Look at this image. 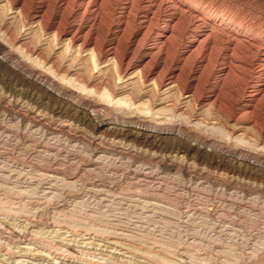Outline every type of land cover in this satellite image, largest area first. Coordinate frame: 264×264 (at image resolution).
I'll list each match as a JSON object with an SVG mask.
<instances>
[{
    "label": "rangeland",
    "instance_id": "rangeland-1",
    "mask_svg": "<svg viewBox=\"0 0 264 264\" xmlns=\"http://www.w3.org/2000/svg\"><path fill=\"white\" fill-rule=\"evenodd\" d=\"M116 1L75 15L69 0H0V264H264V99L246 118L234 81L210 89L190 64L181 81L196 97L145 84L139 73L122 78L117 61L95 49L118 45L119 56L144 59L133 24L122 39L110 37ZM171 1L181 24L194 7L264 44V0ZM75 32L82 39L71 43ZM162 58L147 59L155 76L179 65ZM57 92L81 110L94 105L98 122L158 130V147L100 137L71 118L63 122L74 133L61 132ZM170 129L193 151L165 140Z\"/></svg>",
    "mask_w": 264,
    "mask_h": 264
},
{
    "label": "bare ground",
    "instance_id": "bare-ground-1",
    "mask_svg": "<svg viewBox=\"0 0 264 264\" xmlns=\"http://www.w3.org/2000/svg\"><path fill=\"white\" fill-rule=\"evenodd\" d=\"M65 1L63 0V2H65ZM105 1L106 0H69L71 5L76 4L78 6V10H80V11H76L75 15H78L79 13H81L82 8H85L84 12L86 13V11H87V13L89 15L92 13H100L103 11V9L106 8L104 6ZM63 2H62V4H63ZM172 2L173 1H171V0H117L116 4H115V6H116L115 8L117 9V15H114L115 12L114 13L110 12L109 15L111 16L110 18H112L113 22L116 20V23H118L116 25L118 27L116 26L115 30L114 31L112 30L113 32L110 34V37L116 38V37H119L121 35H124V33L126 32L128 27L133 24V27L136 28L137 33L139 35H142L141 37H143V38L140 37L139 41L140 42L142 41V42L141 43L138 42L135 49L137 50L136 52L142 54L141 58L143 57L144 59L137 62L135 60V57H134L135 55H133L129 58H124V57H122L123 55L119 56L118 54H120V53H118V52L120 50L118 51V49H120V48L118 47V45L117 46L114 45V46L118 47V49H116V47L112 46V47L106 48V50L102 51V48H100V46H99L100 43H98V41H96L97 39L95 41L99 45L97 46V48L94 45L96 51L98 52V54H96V55L102 56V58H104V59H109V61H110V59L116 60L117 64H118L117 67H119L120 76L122 78L130 77L131 75H135L136 73H139L143 79V83H145V84L146 83L148 84V82H150V81L151 82L154 81L159 89L160 88H164V89L166 88V90L175 89V91H176V89H179L181 94H183V95L186 94L187 97H192V96L196 97L197 93H195V91H196L195 89H197V88L194 89L195 91L194 90L193 91L192 90H186L185 86L183 85V83L181 81L182 76H184V75H182L183 69L186 68L188 64H190L191 66L188 69L189 72L192 70H195V72L200 73V75L202 76L201 78H203V76H204L205 80H204L203 85H205V87L210 86V89L211 88L213 90L219 89V91H220V89L224 88V86L226 87V85L223 86V84L225 81H227V79H231L232 81H234V89H236V92L234 95H235L236 99L242 100L241 103H243V106L241 109H243V111L245 113L243 115L246 116V114L251 115V114L255 113V110H256L257 106L259 105L258 103H260V101H262L264 99V44L262 42H259L261 40H258L259 37L257 38L258 33H254V32L250 33L249 32L247 35H242V34L236 35L233 33V30H231V29L229 30V28L224 26L225 25L224 22L227 20L228 17L225 18V17L221 16V17H218V19L216 18L217 20L215 22L214 21L211 22V20L209 21L207 18L201 16L199 13V10H197L194 7L192 9H189V11L187 12L189 17H188V19L187 18L185 19L186 20L185 25L181 24V22L183 23V21H182L183 18L181 17V15H183V14H180L179 18L175 17V15L172 13V11H174L177 7ZM70 4H68V5H70ZM135 5H137L136 6L137 8H135ZM200 5H202V4L200 3ZM115 8H113V9H115ZM204 11L208 12L209 10H208V8H205ZM177 12H178V9H177ZM102 13H104V12H102ZM184 14H186V13H184ZM185 16H187V15H185ZM181 25L184 26L183 31L182 30L180 31ZM178 27H180V29H178ZM252 29L253 28H251V30ZM255 30H257V29H255ZM81 32H75L70 37V42L71 43L79 42L80 39H82L80 36ZM88 32L86 31L85 33H88ZM106 34H107V32H106ZM58 35H59V33H58ZM86 35L89 36L88 34H86ZM125 36H126V34H125ZM150 37H151V39H150L151 43L149 44L148 47L145 46L147 48H144V44H145L144 41ZM183 37H185L184 39L186 40V42H185V45L181 49H179V47H178L179 43L177 41L179 39L182 40ZM87 39H89V38H87ZM106 39H107V37H106ZM119 39H122V38L119 37ZM84 40L81 41L82 43L80 45V48H82V50L87 48V46H88L87 45L88 41H84ZM116 40H117V38H116ZM113 42H115V41H113ZM101 46H102V44H101ZM103 49H105V48H103ZM160 54H161V56L164 55L165 59L162 58L163 60L168 59V60H170L169 61L170 64H173V62H177L179 65L177 68L173 65L175 68L172 67L173 68L172 69V68H170L171 66L170 67H168L167 65L165 66L164 65L165 61H163L164 66H162V70H160V73L158 72V75L156 74V76H155L157 69H154L151 71V70H148L147 68L151 64V62L153 61L152 60L153 57L155 60V57H158ZM148 57L152 58L151 61L147 60ZM196 60L198 61L197 63L199 65H197V67H195V69H194V67H192V64L194 61L196 62ZM103 61H105V60L102 59V62ZM165 64H168L167 61ZM2 65H3V62L0 61V66H2ZM198 67H200V68H198ZM212 75L215 76V81H211L210 78L212 77ZM28 77H30L29 74H28ZM21 81L24 84V83L28 82V79L21 78ZM198 87H200V86H198ZM188 88H190V87H188ZM224 89H226V88H224ZM210 93H211V91H210ZM42 96H40V97H42ZM51 96H52V98L54 97L53 95H51ZM208 96H210V94ZM54 98L56 99L57 106H54V108H52L53 109L52 112L54 113V115L59 117L57 119H59V120L62 119V121L60 123H57L55 125V126L60 128L61 132L65 131V130H68V131L71 130L73 132V130L71 129L72 126L70 127L68 125L69 121H67V124L63 122V118H71V119L77 121L78 123H80L81 125L87 126L92 133L99 135V136L103 135V136L111 137L113 139H120L122 141L134 139L140 145H146L149 147H158V143H157L156 139H158V137H160V136L155 135V133L158 132V130L151 129V130H149V132L147 131V133H146V130L140 126L141 124L139 125V127L138 126L134 127L133 125H131L132 124V122H131V124L127 123V124H124V126H121V125H116V124L112 123L108 118H104L102 120L100 119L101 121L98 122L95 120V117H97V119H98V115L101 116V114L98 110H96V107L94 105L89 106V109H92V111L88 112L84 109H82V110L79 109L78 107H76V105L72 106L73 105L72 104L70 106L69 104H66V102L64 101V97L61 93H58V92L55 93ZM196 100H197V98H196ZM215 101H217V97L214 99L213 104H217V103H214ZM40 105H41V102H40ZM257 110H258V108H257ZM21 115H23L27 118V115L25 114V112H24V114H21ZM243 115H241V116L243 117ZM35 116H37V115H35ZM248 116H246V118ZM38 118L39 119L36 120L37 124H40V125L44 124V126L48 124V121L46 122L47 119H45L44 117L39 116ZM35 119H37V118H35ZM59 120H58V122H59ZM57 132H59V131H57ZM173 133H174V130H171V129L168 130L165 133L167 135L166 138L164 137L165 140L171 141L172 144H175L177 142L178 145H180V148L182 149V151L184 150V153L186 152L189 154V152L193 151V147L191 146L192 144L188 145L187 143L182 141V139H180L179 137H170V135H172ZM177 133L178 132L176 131V134ZM178 135H179V133H178ZM100 139L101 138L96 139V143L99 144ZM116 143H118V142L116 141ZM111 145L113 146V144H111ZM210 159L212 162H215L213 155L210 156ZM165 162H166V160H165ZM232 169H234V168H232Z\"/></svg>",
    "mask_w": 264,
    "mask_h": 264
}]
</instances>
